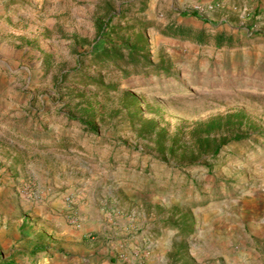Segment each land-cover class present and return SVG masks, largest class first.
<instances>
[{
    "label": "rangeland",
    "instance_id": "1",
    "mask_svg": "<svg viewBox=\"0 0 264 264\" xmlns=\"http://www.w3.org/2000/svg\"><path fill=\"white\" fill-rule=\"evenodd\" d=\"M199 3L0 0V264H264V0H214L207 25ZM138 32L154 69L91 62ZM235 110L255 128L209 168L168 156V135Z\"/></svg>",
    "mask_w": 264,
    "mask_h": 264
},
{
    "label": "trees",
    "instance_id": "2",
    "mask_svg": "<svg viewBox=\"0 0 264 264\" xmlns=\"http://www.w3.org/2000/svg\"><path fill=\"white\" fill-rule=\"evenodd\" d=\"M191 14V16H194L200 21L206 22L204 17H198L193 13ZM97 29L100 32L102 24H97ZM163 34L180 40L204 42V33L202 31L198 33L192 27L169 25V27L164 29ZM73 38L78 40L76 36ZM80 40L83 43L86 41L85 39ZM221 44L219 40L218 45L221 46ZM148 54L147 37L138 32L133 42L119 44L112 42L97 49L94 55L91 56V62L99 68L104 65L114 66L120 70L123 76L128 77L132 74L139 73L143 69H154L156 67L150 61ZM71 72H74V74L81 73L76 67ZM78 82L85 86L96 87L103 93H108L116 89V84L104 83L92 75H82ZM155 127L156 122L153 119L146 120V131L148 133L153 132ZM251 128H255V124L243 110L215 114L206 119L197 120L193 122L188 130L168 135V156L188 167L209 168L211 165L205 163L208 159L217 158L223 146L246 139L247 135H249L248 131ZM157 134L164 141L167 133L161 128ZM187 226V224H182L179 232L188 233L186 231ZM1 260L2 258L0 257Z\"/></svg>",
    "mask_w": 264,
    "mask_h": 264
},
{
    "label": "crops",
    "instance_id": "3",
    "mask_svg": "<svg viewBox=\"0 0 264 264\" xmlns=\"http://www.w3.org/2000/svg\"><path fill=\"white\" fill-rule=\"evenodd\" d=\"M155 1V3H156V0H154ZM202 1H204V4H207V3H211V2H213L214 0H202ZM216 1H219V0H216ZM221 1V3H223L225 0H220ZM217 11H219V9H217V8H214L213 9V11L211 10V11H209V12H207V13H205V14H203L204 16H202V17H206V22H203V23H205L206 25L208 24V23H213L214 22V17L212 18H209L210 16H209V14L211 13L212 14V12H217ZM202 15V14H201ZM224 25V24H223ZM215 30H218V32H219V34H221V32L222 31H225V30H228V27L225 25V26H220L219 28H217V29H215ZM207 31H210V32H213L214 31V29H209V30H207ZM219 37V38H221V36L220 35H215V37ZM253 246H255V245H252V247ZM260 246H261V244H260ZM262 247V249H263V251H262V256L260 257L261 258V260H260V262H263L264 263V248H263V246H261ZM12 257H8L7 259H6V262H11L12 264H13V262L12 261H10L14 256L13 255H11ZM257 253L255 252L254 254L250 251L249 252V254L248 255H246V254H243L241 257L240 256H237L238 258H236V255H230V257H228V259L227 258H225L224 260H225V262L226 263H228V264H240V263H242V264H256L257 262H258V260H257Z\"/></svg>",
    "mask_w": 264,
    "mask_h": 264
},
{
    "label": "built area",
    "instance_id": "4",
    "mask_svg": "<svg viewBox=\"0 0 264 264\" xmlns=\"http://www.w3.org/2000/svg\"><path fill=\"white\" fill-rule=\"evenodd\" d=\"M213 8H214L213 3H207V4L199 3L195 5V10L200 14H205L211 11Z\"/></svg>",
    "mask_w": 264,
    "mask_h": 264
}]
</instances>
